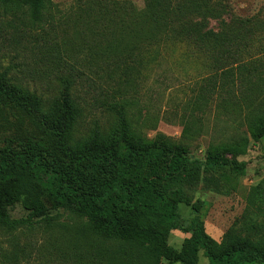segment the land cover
<instances>
[{
    "label": "trees",
    "instance_id": "obj_1",
    "mask_svg": "<svg viewBox=\"0 0 264 264\" xmlns=\"http://www.w3.org/2000/svg\"><path fill=\"white\" fill-rule=\"evenodd\" d=\"M136 1L81 0L79 12L84 32L105 40L95 76L133 90V124L130 104L115 103L116 126L77 139L76 82L64 80L49 103L0 73V105L34 120L41 135L20 151L0 150V264H28L35 254L44 264H199L201 251L209 264H264L263 239L230 231L218 242L198 210L183 226L175 188L193 162L186 141L210 137L205 164L244 173L238 159L264 139V0L247 18L231 0H142L143 9ZM0 6L39 25L54 21L52 0ZM177 50L208 70L180 119L187 145L149 140L140 108L151 81H168L156 71ZM174 231L190 235L180 251L169 244Z\"/></svg>",
    "mask_w": 264,
    "mask_h": 264
},
{
    "label": "rangeland",
    "instance_id": "obj_2",
    "mask_svg": "<svg viewBox=\"0 0 264 264\" xmlns=\"http://www.w3.org/2000/svg\"><path fill=\"white\" fill-rule=\"evenodd\" d=\"M123 1L133 3V0ZM231 2L234 14L241 18L256 16L263 5V0ZM52 3L54 21L40 25L24 10L12 11L0 6V73L6 72L18 85L36 92L49 103L60 96L64 80L76 82L72 94L82 110L77 139L88 138L98 128L109 130L116 126V110H109L115 103L130 104L126 110L133 124V90L126 91L123 86L103 82L102 75L95 76V69L105 67L103 61H96L106 48L105 40L84 32L86 28L79 21L81 0H52ZM136 5L144 8L142 0H137ZM168 58L170 61H162L156 71L168 81L160 84L151 81L143 92L140 108L143 119L151 121L143 129L149 140L162 135L171 144H188L193 162L184 173V183L175 184L182 198L181 224L187 227L198 210L207 234L218 242L230 231L243 239L264 240V139L259 144L252 143L247 154L238 159L244 173H238L237 166L208 167L205 153L210 137L186 144L180 121L194 83L208 75V70L203 62L187 56L184 50L170 53ZM154 127L156 130L151 131ZM40 137L34 120L12 106L0 105V150L20 151L29 140ZM188 238L190 235L174 231L169 244L180 251ZM36 240L46 242L40 237ZM28 264L44 263L35 254ZM199 264H209L203 251L199 253Z\"/></svg>",
    "mask_w": 264,
    "mask_h": 264
}]
</instances>
